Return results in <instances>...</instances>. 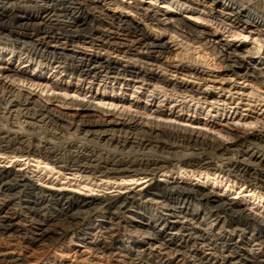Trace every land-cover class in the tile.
Returning a JSON list of instances; mask_svg holds the SVG:
<instances>
[{
	"label": "bare ground",
	"instance_id": "obj_1",
	"mask_svg": "<svg viewBox=\"0 0 264 264\" xmlns=\"http://www.w3.org/2000/svg\"><path fill=\"white\" fill-rule=\"evenodd\" d=\"M150 1L175 12L94 0H0V114L34 121L0 128V156L106 184L145 183L124 195H78L0 166V264H264L263 217L211 189L154 179L211 172L263 198L264 144L244 146L237 160L217 155L220 141L196 128L140 123L83 102L96 85L99 100L152 111L155 119L213 127L206 118L215 110L264 131V69L243 71L249 52L224 39L243 32L264 39V22L241 1ZM181 11L213 29L191 27ZM198 49L219 62L220 73L203 55L195 58ZM15 82L84 96L42 100ZM224 122L219 133L228 135L235 126ZM36 124L74 130L82 142L58 146L56 134L31 135Z\"/></svg>",
	"mask_w": 264,
	"mask_h": 264
},
{
	"label": "rangeland",
	"instance_id": "obj_2",
	"mask_svg": "<svg viewBox=\"0 0 264 264\" xmlns=\"http://www.w3.org/2000/svg\"><path fill=\"white\" fill-rule=\"evenodd\" d=\"M94 1H98V2H105V3H109V2H117L120 3L122 5H138L144 8H149L150 11H171V12H175V10L173 9H168L167 6L165 7L163 4H159V2H153L150 0H94ZM234 2H242V3H247L249 5V11L250 13L257 17L259 21H263L264 22V0H232ZM252 6V7H251ZM160 8H164V9H160ZM261 12V13H260ZM179 17L183 18L186 23H188V25H190L191 27H202V28H208V29H213L212 26L206 24L205 22H202L201 20L195 19L194 16L188 14L187 11H181V12H177ZM241 35L239 37H227L228 35L225 34L224 39L226 38V40L228 41L229 45H232L234 47H239L242 48L244 51H247L249 53H242L245 58L244 61H246V63L243 66V71H245L244 69H246V71L248 69H250L251 67H256L257 69H264V39L259 38L256 35H250L246 32L240 33ZM197 47V46H196ZM195 47V48H196ZM259 50V51H258ZM200 52V53H199ZM200 54V58L203 55V53H201V49H198L195 55V58L197 59L198 56ZM205 62H207V64H209L210 66H214L211 67V69L214 71V73H220L221 72V65L219 64L218 61H215L214 59L209 58V56L207 54L203 55ZM247 57V58H246ZM201 60V59H200ZM216 64V65H215ZM13 65H15L13 63ZM242 72V71H241ZM3 79V78H2ZM4 81H9V79H3ZM237 84H241L242 81L237 80L235 77L233 79ZM96 84V83H95ZM14 85H17V87H21L22 89H26V91L31 92V94L40 97L42 100H45L46 98H53V100L57 99H64V101L66 103H69L71 100H75V101H82V97L80 93L75 94L74 95V91L75 88H71L67 91V93L69 94L68 96H64V94L66 93L65 90H58L55 92H49L47 91L48 89H44L43 90V86H30V85H26L25 83H17L15 82ZM98 89V90H97ZM72 92V93H70ZM87 91H84L83 94H86ZM263 92V91H260ZM96 93H101V91L99 90V88H97V86L95 85L93 87V89L90 90L89 93L86 94V98L83 99V102L87 103H91L94 106H98L100 110L109 112L108 114H113L115 116H118L121 118H126L127 116L129 117H133L135 120H138V122L141 123V121L146 120V121H152L154 122L155 120L161 121V122H167V123H173L175 125H178L179 127H187V128H196V131H203L206 134H208L209 138L212 137L211 139H213L214 137L220 141L221 143V148L222 150L217 153V155L220 153L223 155H226V157L228 156H232L233 153L234 158H236L237 160L241 159L240 158V154H238L239 151H241L242 149H245L244 146H247L248 144H254V145H262L264 144L262 142V139L264 137V131L261 130V128H259V125H256V127L254 125H249V121L245 122V121H238V120H231L226 116H220L219 113L215 112V110H212L208 117L206 118L207 121H212L215 124H218L217 126L214 125L213 127H202V124H198V125H193L190 126L188 123L184 122V123H180L178 121L175 120H169V121H164L163 119L159 118V119H155V115H153L152 111H146L144 109H136V108H132V109H128L127 104L126 105H121L118 104L117 106H115L113 104V106H110V100L104 99L99 100L97 98V94ZM77 95H80L79 97ZM94 97L97 99L94 100ZM127 99H130L129 94L127 95ZM101 102V103H99ZM53 106H60L59 103H53ZM115 106V107H114ZM204 113V115L206 114L205 110L202 111ZM201 112V113H202ZM242 115H244L245 117H250L251 120L250 122H254L256 120L255 118V113L253 114H247L245 112L242 113ZM0 128H6V129H11L13 127H17L16 125H24L25 121H27V119L24 120L23 118H18V119H9V120H5L3 119V117L0 114ZM6 117V116H4ZM198 118H203V115H199ZM209 118H211L209 120ZM18 120V121H17ZM225 120H228L229 122H233L231 124H233L235 127H232V131H228V135L227 134H223V133H219L221 131V127H223L225 125ZM17 121V122H16ZM11 122V123H10ZM27 122H32L30 120H28ZM145 122V121H143ZM13 123V124H12ZM19 123V124H18ZM34 123V121L32 122ZM204 123V122H203ZM5 125V126H2ZM38 127H37V126ZM34 126V132L33 131H29L31 133V135L36 134H41V135H46L47 139L51 136V135H55L53 137H55V139H53V141H56V143H58V146H63L64 143H68V142H72L71 145L73 144H77L78 142H82L81 139L83 136L78 133L75 134L73 131L74 130H70L69 133H63L60 134L55 130H51L49 129H43L42 125L36 124ZM7 126V127H6ZM26 126V124H25ZM38 128V129H37ZM37 129V130H36ZM73 132V133H72ZM52 133V134H51ZM71 140H69V137ZM73 134V135H72ZM49 137H48V136ZM235 135V136H233ZM61 136L64 138H61ZM31 138L35 139V137L31 136ZM60 139V140H56V139ZM64 140V141H63ZM58 141V142H57ZM67 141V142H65ZM60 142V143H59ZM84 142V141H83ZM85 143V142H84ZM95 144V143H93ZM79 146V145H77ZM74 150H71V152ZM210 151H206L207 155H209V157H213L212 154L210 153ZM252 153V152H251ZM66 156L68 155L65 154ZM216 156V155H215ZM225 157V158H226ZM42 163V162H41ZM0 166L1 167H8L9 169H14V170H18L19 172L25 173L27 176L31 177L38 185H41L42 187L51 189V190H58V191H63V192H69V193H75L78 195H89V196H107V195H116V194H128V192L131 191H138V190H142V188L145 186V183L143 184V181H134L132 183L128 182V183H120V181H117L115 184H106L103 181H99V179L96 180H88L86 179L84 176H72L69 171H64V170H58V168H56L53 171H50L51 166H45L44 164H39L37 165V162L35 159H29L27 161H25V159H20L18 160V158H8L6 156L1 155L0 156ZM209 172L208 175H203V173L201 175L196 174H191V172L189 173L188 170L183 172L181 171L180 173L174 174V175H161V174H157L156 177L154 178L155 181L157 180H172V181H178L181 183H188L194 186H201L204 189H211L213 192H218L221 196L226 197L227 199H233L236 202L241 203L242 205H245L246 208L250 209L254 214L258 215V217H263L264 218V197L263 198H257L256 196H258V191L254 192L251 191V188H247V185L244 184L242 185L241 183H238L236 181H233V178H229L227 179V177H223L222 178V174L219 176L221 178H217V177H213L212 174ZM127 184V185H126Z\"/></svg>",
	"mask_w": 264,
	"mask_h": 264
}]
</instances>
